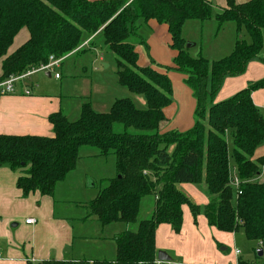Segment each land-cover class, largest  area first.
<instances>
[{"label": "trees", "instance_id": "obj_1", "mask_svg": "<svg viewBox=\"0 0 264 264\" xmlns=\"http://www.w3.org/2000/svg\"><path fill=\"white\" fill-rule=\"evenodd\" d=\"M211 18L218 28L225 22L235 24L230 53L212 61L191 54L182 36L186 20ZM151 19L167 25L170 47L176 51L173 70L186 75L184 82L195 99L194 123L185 131H159L166 118L163 109L172 102L167 75L171 67L161 71L153 61L137 64L133 41L144 43L140 23ZM23 28L28 38L9 52ZM263 29L264 0H226L218 12L207 0H0V81L36 69L51 56L62 59L82 52L86 38L102 36L103 46L114 54L117 84L145 102V108H139L131 97H119L107 111L98 112L86 100L75 120L60 111L49 114L51 137L0 134V167L26 168L16 180L22 196L35 191L51 195L56 183L75 169L85 146L97 148L100 156L113 155L116 176L87 207L101 226L136 225L114 235L111 260L49 259L38 264H154L155 231L167 224L180 233L183 206L194 223L202 214L219 231L264 241V181H258L264 155L255 156L264 144V114L251 99L253 90L264 87V78L214 102L224 79L242 74L257 58ZM116 124L122 125V132L113 130ZM180 183H204L209 201L194 203L176 187ZM146 195L154 197V208L148 218L138 220ZM254 254L264 257V252L261 257L256 250ZM238 263L248 264L241 258Z\"/></svg>", "mask_w": 264, "mask_h": 264}, {"label": "crops", "instance_id": "obj_2", "mask_svg": "<svg viewBox=\"0 0 264 264\" xmlns=\"http://www.w3.org/2000/svg\"><path fill=\"white\" fill-rule=\"evenodd\" d=\"M207 1L211 3L214 12H218L226 5V0ZM235 1L242 3L248 0ZM201 24V32L202 26L210 29L207 32L210 35L209 38H212L210 49L206 50L202 40L199 42L188 41L183 37L185 41L191 43L195 50L196 48L199 49V54L210 61L228 55L235 40V24L225 22L218 28L216 21L212 18L201 21ZM145 26L151 29L148 36L149 44L146 45L148 59H143L142 61L145 63L140 64V66L150 65V62L153 61L155 68L167 66L172 69L167 71L172 85V102L163 109L166 118L160 123L159 131L165 132L173 129L185 131L191 128L194 123L195 99L191 89L184 82L185 76L173 70V59L176 56V51L170 47L171 41L167 25L151 19ZM139 30L138 32H141ZM23 32H25L23 33L24 42L28 38V32ZM241 34L243 39L248 40L245 33ZM262 38L263 44L257 58L248 62L242 74L224 79L214 102L226 99L249 83L264 78V29L262 30ZM93 42L94 39L91 40V37L86 38L81 51L91 50ZM14 49L11 48L9 52ZM206 51L209 54L219 53L218 55L221 56L211 59L210 56L204 55ZM111 56L108 57L109 61H106L108 65L114 62ZM65 58L60 61L58 68L61 67ZM99 60L104 61L103 56H99ZM157 69L161 70V68ZM86 73L85 69V76L74 78V80L78 79L83 82V91L78 92L79 94L62 95L59 91L52 89H40L38 86L40 83L36 78H33V75H30L17 83L15 93L0 95V134L51 137L53 131L48 121L49 114L60 111L68 119H70L69 115L71 114L79 116L81 104L86 100L91 103L94 110L105 112L116 98L125 97L124 95L129 96V92L126 93L125 89L119 87L116 78L111 84L109 82L107 84L106 80H93ZM51 74L48 71L45 73L48 78H51ZM53 78L60 80L61 74L55 78L53 73ZM78 83V81L74 82L75 85H79ZM25 88L30 89V94H24ZM63 97L65 100L78 98L80 101L74 105H69L71 103L68 101L66 104L63 103ZM135 97L140 105H145L141 96L136 95ZM251 99L264 114V87L253 90ZM87 153L92 156H100L94 151L85 152V154ZM261 155H264V144L257 147L255 151V156ZM25 169L12 170L9 167H0V264H27L28 262L38 264L49 259H113L115 255L113 237L127 227L116 225L118 222L101 226L89 209L85 215H82L75 213L76 211L71 212L73 209L68 207L67 200L60 199L64 205L57 204L56 188L60 186L59 182H66L68 174L72 171L63 178L64 181L61 180L56 183L51 195H42L35 191L27 196H22L21 191L16 187V180L18 176L24 173ZM232 170L234 171L233 165ZM108 179L111 178H102L103 183L106 184ZM258 181H264V169L258 176ZM92 186L91 181L86 184V187ZM176 187L198 205L203 206L209 201L204 183H180ZM97 193L91 195V199ZM86 203L85 207H87ZM153 208L154 204L149 206L147 213L151 215ZM68 211L70 212L68 213ZM182 211L183 221L180 233H174L167 224L159 225L155 231L156 253L159 250L164 251L171 257V264H238L240 258L247 263H264V257L256 258L254 253L253 256L250 254L248 256V250H244L246 252L244 253L238 248H233L235 242L240 240L239 236L245 238L242 232L219 231L213 226H209L202 214L196 217V223H194L188 207L183 206ZM28 218H33L35 222L26 224L25 220ZM84 227L85 233L83 232ZM256 248H258V243H256ZM190 250L196 253L192 255L189 253Z\"/></svg>", "mask_w": 264, "mask_h": 264}, {"label": "rangeland", "instance_id": "obj_3", "mask_svg": "<svg viewBox=\"0 0 264 264\" xmlns=\"http://www.w3.org/2000/svg\"><path fill=\"white\" fill-rule=\"evenodd\" d=\"M233 23V22H232ZM201 21L196 19H190L186 20L184 22L183 32L182 36L186 40H195L196 42H199L200 40L203 41V46H206V50L210 49L211 47V40L210 35H208V31H210L209 28H204L202 26V32L200 31L201 27ZM233 25V24H232ZM23 31H27L25 28L21 29L17 35L14 38L13 44L9 48H15L18 47L23 42ZM139 32L140 37L142 38L144 43L133 41L135 44V48L137 53H139V58L137 60V64H144L143 59L147 58L148 52L147 47L148 45V36H149V27L145 26L144 23H140V30ZM227 37V36H226ZM188 43V42H186ZM85 44V43H84ZM16 47V48H17ZM85 47V46H84ZM191 54L197 55L199 54V49L190 47ZM172 49V48H171ZM108 52V53H106ZM207 52V51H206ZM205 56H210L211 59L217 58L219 53H206ZM223 54V53H220ZM112 55V56H111ZM99 56H103V60H99ZM114 58V54L108 49L103 46V39L102 36L97 37L94 39L93 47L89 51H82L77 54H72L70 57L65 58V60L62 62V65L60 68H55L53 71H48L51 74V78H48L45 73L46 71H38L33 73V78H36L37 81L40 83L39 88L40 89H52L53 91H59L62 95L64 94H79L78 92H82V83L81 80H74L77 76H85V69L86 74L91 76L93 80L102 79L106 80V83L111 84L113 82V79L116 78V68L115 63L112 62L110 65L106 61H109V58ZM106 59V60H105ZM148 59V58H147ZM107 65V66H106ZM161 70H164L165 67L160 66ZM61 74L60 80H54L53 73ZM180 75H184L182 72H179ZM79 82V85H75L74 82ZM44 86V87H43ZM85 86V85H84ZM111 86V85H110ZM127 91V90H125ZM128 93V91L126 92ZM128 97H131L137 104V106H142L138 103L136 100V94H133L131 92L128 93ZM126 96V95H124ZM142 97V96H141ZM65 101V102H64ZM71 103L69 105H74L75 103L79 102L80 100L78 98H71L69 100H65L63 97V103ZM139 108H145V105ZM69 120H75L78 118V115H69ZM164 125V123H163ZM113 130L115 132H122L123 127L122 125L116 124L114 125ZM227 137V144H228V150H229V165L232 170L233 165V158L231 156V150H232V142L229 137ZM87 151H94L97 152V148L92 146H85L81 148V158L78 160L76 167L70 174L67 176L66 182H59L60 186H57L55 191V198L58 200V205H64L62 200H67L68 207L73 209L71 212H75L77 214L85 215L86 211L88 210L87 207H85V203L89 202L91 200V195L97 193L102 187H104L105 183H103L102 178H113L116 176L115 173V160L113 155H106V156H92L85 154ZM64 181V180H63ZM91 181L93 183L92 187H86V184ZM71 201V202H70ZM87 204V203H86ZM154 204V197L152 195H146L141 199L140 202V208H139V215L138 220L143 218H148L150 216V213H147L149 210V206H153ZM68 211V213L70 212ZM89 212V211H88ZM59 214L60 211H58ZM77 224V223H76ZM85 225V224H83ZM116 225H124L123 223H119ZM77 226V225H76ZM136 225L132 224L129 226H126L127 228L134 229ZM83 232L85 233V227L83 229ZM239 236V235H238ZM237 236V237H238ZM240 240L236 241L233 245V248H238L242 250L244 253H246L244 250H248V256H253L254 250L258 249L256 248V243L254 241L246 240L242 236H239ZM190 254H195L196 252H192L190 250ZM247 256V254H246ZM181 260H183L181 258Z\"/></svg>", "mask_w": 264, "mask_h": 264}, {"label": "built area", "instance_id": "obj_4", "mask_svg": "<svg viewBox=\"0 0 264 264\" xmlns=\"http://www.w3.org/2000/svg\"><path fill=\"white\" fill-rule=\"evenodd\" d=\"M62 59H54L51 56L49 58L48 63H46L44 65H41V66H39L36 69H32V70L27 71V72H25L23 74H20V75H12V76L4 79V80H1L0 81V95L15 93L17 83H20L21 81H23V79L28 78L30 75H32L35 72H38V71H53L55 68H57L59 66V63H60V61ZM54 77L58 78L59 74L58 73H54ZM24 94H30V89L29 88H25L24 89ZM233 184L235 186H237V179L236 178H234ZM34 222H35V220L33 218H28V219L25 220L26 224H32ZM258 247L261 248L262 251L264 252V241L258 242ZM236 252L239 253V251H236ZM154 264H171V262L170 261L158 260L156 258L155 261H154ZM248 264H253V263H248ZM261 264H264V263H261Z\"/></svg>", "mask_w": 264, "mask_h": 264}, {"label": "water", "instance_id": "obj_5", "mask_svg": "<svg viewBox=\"0 0 264 264\" xmlns=\"http://www.w3.org/2000/svg\"><path fill=\"white\" fill-rule=\"evenodd\" d=\"M191 45H192L191 43H186L187 48H189ZM262 252L263 251L261 248L256 249V255L258 257H261ZM156 256H157L158 260H163V261H170L171 260V257H169L164 251H160V250L157 251Z\"/></svg>", "mask_w": 264, "mask_h": 264}]
</instances>
